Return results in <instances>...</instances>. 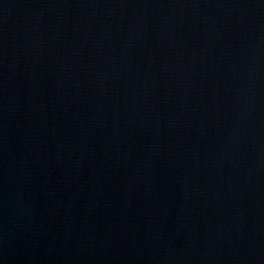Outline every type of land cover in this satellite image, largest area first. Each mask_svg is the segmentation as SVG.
I'll return each mask as SVG.
<instances>
[{"label":"water","instance_id":"95a60500","mask_svg":"<svg viewBox=\"0 0 264 264\" xmlns=\"http://www.w3.org/2000/svg\"><path fill=\"white\" fill-rule=\"evenodd\" d=\"M0 264H264V0H0Z\"/></svg>","mask_w":264,"mask_h":264}]
</instances>
